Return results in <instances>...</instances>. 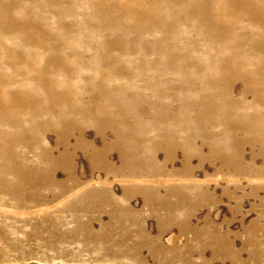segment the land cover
Instances as JSON below:
<instances>
[{
    "label": "rangeland",
    "instance_id": "rangeland-1",
    "mask_svg": "<svg viewBox=\"0 0 264 264\" xmlns=\"http://www.w3.org/2000/svg\"><path fill=\"white\" fill-rule=\"evenodd\" d=\"M0 264H264V0H0Z\"/></svg>",
    "mask_w": 264,
    "mask_h": 264
}]
</instances>
